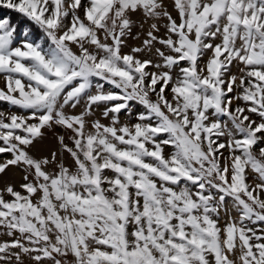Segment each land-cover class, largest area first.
<instances>
[{"label": "snow or ice", "instance_id": "6c2138e0", "mask_svg": "<svg viewBox=\"0 0 264 264\" xmlns=\"http://www.w3.org/2000/svg\"><path fill=\"white\" fill-rule=\"evenodd\" d=\"M0 8V264H264V0Z\"/></svg>", "mask_w": 264, "mask_h": 264}, {"label": "rangeland", "instance_id": "374dc122", "mask_svg": "<svg viewBox=\"0 0 264 264\" xmlns=\"http://www.w3.org/2000/svg\"><path fill=\"white\" fill-rule=\"evenodd\" d=\"M22 30V29H21ZM4 87L3 78L0 77V88ZM137 110H142V106L137 105ZM0 111L7 113H16L18 115H27V110L17 109L14 106H11L7 102L0 101ZM122 119L126 120L128 119V116L126 114H122ZM57 131H59L57 129ZM54 144V137L52 132L46 133V139L44 141H40L35 145L34 151H44L48 147L52 146ZM7 154H0V159H3L6 157ZM22 176L23 173L18 169H12L7 177H4L3 179L5 181L10 180L12 183L19 185L22 182ZM2 183H0V187H2ZM6 238V237H5Z\"/></svg>", "mask_w": 264, "mask_h": 264}, {"label": "trees", "instance_id": "16d2710c", "mask_svg": "<svg viewBox=\"0 0 264 264\" xmlns=\"http://www.w3.org/2000/svg\"><path fill=\"white\" fill-rule=\"evenodd\" d=\"M11 16L14 23L18 25V32L25 27V21L22 16L12 12L11 10L0 8V17Z\"/></svg>", "mask_w": 264, "mask_h": 264}]
</instances>
